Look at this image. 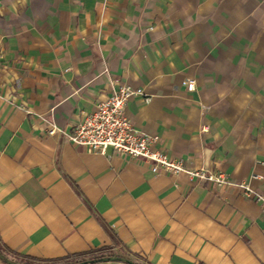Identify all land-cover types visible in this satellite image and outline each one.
<instances>
[{
    "label": "crops",
    "instance_id": "crops-1",
    "mask_svg": "<svg viewBox=\"0 0 264 264\" xmlns=\"http://www.w3.org/2000/svg\"><path fill=\"white\" fill-rule=\"evenodd\" d=\"M120 84L144 92L124 113L154 148L264 194V0H0V264H264L240 188L47 133Z\"/></svg>",
    "mask_w": 264,
    "mask_h": 264
},
{
    "label": "built area",
    "instance_id": "built-area-1",
    "mask_svg": "<svg viewBox=\"0 0 264 264\" xmlns=\"http://www.w3.org/2000/svg\"><path fill=\"white\" fill-rule=\"evenodd\" d=\"M185 84L188 90H192L195 87V79L187 78ZM139 94L144 95L142 89L120 84L109 96L99 100L94 110L83 114L69 129L61 128L52 122L47 133H59L87 152L105 153L106 149L111 147L122 156L143 160L155 173L184 172L190 178L238 187L247 197L258 200L264 213V194L256 192L247 182L232 180L224 172L206 166L186 168L182 160L169 156L164 150L154 148L157 136H151L136 128L124 113L129 98Z\"/></svg>",
    "mask_w": 264,
    "mask_h": 264
},
{
    "label": "trees",
    "instance_id": "trees-1",
    "mask_svg": "<svg viewBox=\"0 0 264 264\" xmlns=\"http://www.w3.org/2000/svg\"><path fill=\"white\" fill-rule=\"evenodd\" d=\"M112 253L108 250L94 251L90 253L75 254L72 256H65L56 259H37L27 256H20L19 258H14V264H78L85 260L95 259V263L91 264H130L121 261H101L100 259L106 256H111ZM136 264H143L140 262L133 261Z\"/></svg>",
    "mask_w": 264,
    "mask_h": 264
},
{
    "label": "water",
    "instance_id": "water-1",
    "mask_svg": "<svg viewBox=\"0 0 264 264\" xmlns=\"http://www.w3.org/2000/svg\"><path fill=\"white\" fill-rule=\"evenodd\" d=\"M100 260L101 261H121V262H125V263L136 264L130 259L119 257V256H114V255L103 257ZM95 262H96L95 259H91V260L82 261L78 264H91V263H95Z\"/></svg>",
    "mask_w": 264,
    "mask_h": 264
}]
</instances>
